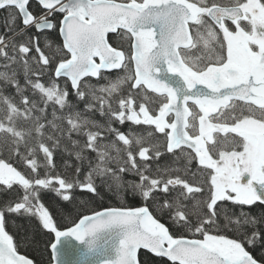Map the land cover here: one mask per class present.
Returning a JSON list of instances; mask_svg holds the SVG:
<instances>
[{"label": "snow or ice", "instance_id": "1", "mask_svg": "<svg viewBox=\"0 0 264 264\" xmlns=\"http://www.w3.org/2000/svg\"><path fill=\"white\" fill-rule=\"evenodd\" d=\"M0 9V122L24 137L0 142V264H38L18 221L48 264L61 237L98 249L112 228L102 264H264V0ZM125 195L141 206L87 207Z\"/></svg>", "mask_w": 264, "mask_h": 264}, {"label": "trees", "instance_id": "2", "mask_svg": "<svg viewBox=\"0 0 264 264\" xmlns=\"http://www.w3.org/2000/svg\"><path fill=\"white\" fill-rule=\"evenodd\" d=\"M7 15L6 9H0V34L5 32L3 20ZM118 37L115 34L109 35V42L113 43L115 46V42ZM115 75V73H113ZM16 115V109L13 106L9 107V114L7 116L4 115V112L0 110V120L7 121L9 118L14 117ZM22 116L23 113H20ZM7 140L9 143H21L24 142V137L20 135V130H18L14 126H10L7 123L0 122V142ZM126 179H132V177H125ZM121 206H129V207H138L141 206L139 203L133 201L130 196L125 195L123 201L117 197L105 196L104 200L96 199L94 202H91L87 205L89 209H95L96 211L102 209L103 207H121ZM83 214H90V212H83ZM54 215L58 216V213L54 211ZM162 222H166V219H163ZM19 224L23 226L20 228H13L11 225L9 226V232L16 236V239L20 241L19 252L23 255H27L30 258L37 260L38 264L41 259H43L44 264H48V253L44 251V246L41 243L39 247H37L33 243L23 241V236L25 231H31V226L28 224L27 221H18ZM64 227H69L71 225V221L64 220L61 221ZM145 251L139 252V257L143 259L145 256ZM160 264V262H158Z\"/></svg>", "mask_w": 264, "mask_h": 264}, {"label": "water", "instance_id": "3", "mask_svg": "<svg viewBox=\"0 0 264 264\" xmlns=\"http://www.w3.org/2000/svg\"><path fill=\"white\" fill-rule=\"evenodd\" d=\"M109 231L112 235L108 246L98 249L90 248L86 243L76 241L71 236L61 237L56 246L58 258L62 264H102L103 261H114L119 246L120 230L112 228Z\"/></svg>", "mask_w": 264, "mask_h": 264}]
</instances>
